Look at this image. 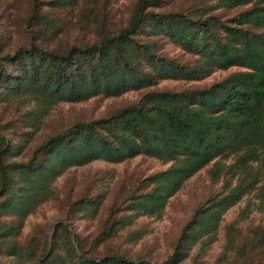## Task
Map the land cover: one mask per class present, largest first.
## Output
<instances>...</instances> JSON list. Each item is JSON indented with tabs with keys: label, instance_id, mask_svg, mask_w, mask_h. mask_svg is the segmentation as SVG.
<instances>
[{
	"label": "trees",
	"instance_id": "obj_1",
	"mask_svg": "<svg viewBox=\"0 0 264 264\" xmlns=\"http://www.w3.org/2000/svg\"><path fill=\"white\" fill-rule=\"evenodd\" d=\"M80 1L46 3L63 10L79 8ZM184 1L191 5H177ZM43 3L33 0L28 44L10 53L0 38V104L34 102L37 110L28 126L35 128L40 116L60 103L146 92L135 104L48 136L25 161L14 158L27 148L31 135L14 142L5 135L8 123H0L4 255L14 264H152L119 252H89L64 225L50 244L48 237L37 245L35 239H21L26 218L50 199L54 182L67 170L143 156L169 166L131 196L125 208L129 214L110 212L94 239L96 246L132 225L133 217L160 214L188 180L212 165V175L228 177L225 192L195 209L172 253L159 264L184 262L197 244L203 251L224 214L243 201L240 220L227 226L214 264H264V0H136L124 26L110 24L104 11L93 42L52 49L41 44L40 36L46 31L57 37L59 27L40 10ZM217 11L236 13L226 19ZM166 43L188 60L167 56ZM233 68L239 71L205 88L153 89L162 81L198 82ZM79 203L80 211L91 214L98 205ZM253 213L262 222L244 232L241 224ZM198 255L192 264H200Z\"/></svg>",
	"mask_w": 264,
	"mask_h": 264
},
{
	"label": "rangeland",
	"instance_id": "obj_2",
	"mask_svg": "<svg viewBox=\"0 0 264 264\" xmlns=\"http://www.w3.org/2000/svg\"><path fill=\"white\" fill-rule=\"evenodd\" d=\"M40 10L48 13L59 27L57 37L53 32H44L40 42L48 49L69 47L96 38V27L105 11L107 21L115 26H124L136 0H81L79 8L55 9L44 0ZM177 5L189 7L191 2L184 1ZM33 0H0V38L6 52H14L19 46L28 44L31 38L28 20L30 19ZM226 19L231 18L236 11H217ZM42 30V29H41ZM167 56L187 61L188 57L170 43L164 46ZM217 71L210 77L198 82L162 81L153 89L181 91L183 89L205 88L219 82L233 72ZM142 91L128 92L116 98L95 97L81 103H60L40 116L37 126H28L32 112L37 110L34 102L19 100L16 103L0 104V123H8L5 135L14 140L32 137L27 148L22 150L16 161H25L29 152L45 138L61 132L80 121H91L125 107L137 103ZM14 127L12 130L11 128ZM12 130L11 133H8ZM28 134L18 137L17 134ZM18 142V141H17ZM22 145V143H19ZM168 164L138 156L119 164H109L95 161L83 167L67 170L53 184V195L40 205L33 214L28 216L22 229V241L37 240L36 245L48 237L49 244L54 241V234L59 231V225H64L72 237H79L89 252L105 253L119 252L130 259L144 258L152 264L164 262L172 253V248L179 237L180 230L190 219L195 209L203 205L209 198L223 194L228 177L212 175L207 166L193 178L188 180L183 188L172 197L164 210L157 215H138L132 218V225L112 236L100 246H96L95 237L103 230V225L110 212L116 217L129 214L125 208L129 205L132 195L143 192L145 181L154 174L168 168ZM92 200L98 202L94 213L80 211V201ZM241 202L227 211L219 224L216 236L199 251L197 244L190 257L180 264H192L191 258L197 254L200 264H214L225 245L226 228L231 223L240 220V212L245 207ZM262 218L253 213L242 222L243 231L259 226ZM111 223V222H109ZM0 264H14L13 259L0 250Z\"/></svg>",
	"mask_w": 264,
	"mask_h": 264
}]
</instances>
